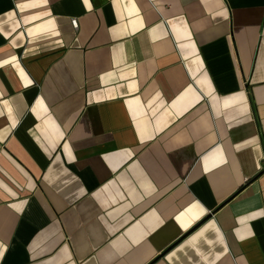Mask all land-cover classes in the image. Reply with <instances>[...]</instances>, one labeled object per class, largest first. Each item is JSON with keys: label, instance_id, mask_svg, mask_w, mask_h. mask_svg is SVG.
I'll return each instance as SVG.
<instances>
[{"label": "crops", "instance_id": "crops-1", "mask_svg": "<svg viewBox=\"0 0 264 264\" xmlns=\"http://www.w3.org/2000/svg\"><path fill=\"white\" fill-rule=\"evenodd\" d=\"M0 264H264V0H0Z\"/></svg>", "mask_w": 264, "mask_h": 264}, {"label": "built area", "instance_id": "built-area-1", "mask_svg": "<svg viewBox=\"0 0 264 264\" xmlns=\"http://www.w3.org/2000/svg\"><path fill=\"white\" fill-rule=\"evenodd\" d=\"M73 24H74L75 27H77V22H76V20H73Z\"/></svg>", "mask_w": 264, "mask_h": 264}]
</instances>
